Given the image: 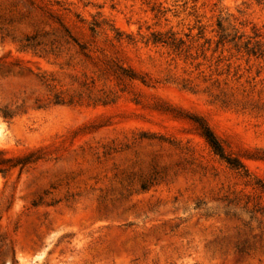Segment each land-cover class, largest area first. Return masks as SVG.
I'll return each instance as SVG.
<instances>
[{
    "label": "rangeland",
    "instance_id": "374dc122",
    "mask_svg": "<svg viewBox=\"0 0 264 264\" xmlns=\"http://www.w3.org/2000/svg\"><path fill=\"white\" fill-rule=\"evenodd\" d=\"M0 264H264V0H0Z\"/></svg>",
    "mask_w": 264,
    "mask_h": 264
},
{
    "label": "trees",
    "instance_id": "16d2710c",
    "mask_svg": "<svg viewBox=\"0 0 264 264\" xmlns=\"http://www.w3.org/2000/svg\"><path fill=\"white\" fill-rule=\"evenodd\" d=\"M157 41L163 43L167 42V40H161V38H154L153 42H157ZM169 43H174V42H169ZM2 117L9 118L11 117V114L9 112H2ZM201 133L203 137L206 139L209 146L213 149V151L222 158H226L219 140L207 125H203V124L201 125Z\"/></svg>",
    "mask_w": 264,
    "mask_h": 264
}]
</instances>
